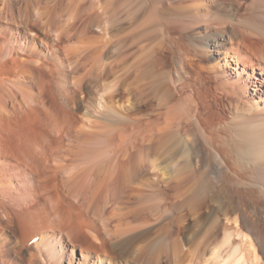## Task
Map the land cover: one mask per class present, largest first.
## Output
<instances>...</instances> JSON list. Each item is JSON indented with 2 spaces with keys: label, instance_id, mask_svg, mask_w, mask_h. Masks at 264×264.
Instances as JSON below:
<instances>
[{
  "label": "bare ground",
  "instance_id": "1",
  "mask_svg": "<svg viewBox=\"0 0 264 264\" xmlns=\"http://www.w3.org/2000/svg\"><path fill=\"white\" fill-rule=\"evenodd\" d=\"M3 4L0 264H264V0Z\"/></svg>",
  "mask_w": 264,
  "mask_h": 264
},
{
  "label": "rangeland",
  "instance_id": "2",
  "mask_svg": "<svg viewBox=\"0 0 264 264\" xmlns=\"http://www.w3.org/2000/svg\"><path fill=\"white\" fill-rule=\"evenodd\" d=\"M5 1H14V2H18V3H22V2H23V0H0V7L2 6V4H3ZM3 5H4V4H3ZM34 31L36 32L37 30H34ZM33 33H34V32H33ZM34 34H35V33H34ZM37 35H38V32H37ZM39 37H40V39H42L43 36L40 35ZM158 39H159V38H158ZM40 43H41V42H40ZM152 44H153V43H152ZM41 45H42V43H41ZM110 79H111V78L105 80L104 82L109 83V82L112 81V80H110ZM108 81H109V82H108ZM75 103H76V102H75V100H74V102H73L72 105L74 106ZM18 120H19L21 123H20ZM18 120L13 119L12 121H9V122H10V123L8 122L9 127H8L7 124H5V127H4V130H3V131L5 132V131L7 130L9 133H11L10 135H6L8 132H7V133H4V132H3V135H6V136H7V137L5 136V138H6V146H8V144H9L8 147H10V146H12V147L14 146V147H15V146L18 145V143H19V144H20V143L22 144V142L24 141V136H25L24 134H29V133H31V131H30L31 128L29 129L30 125L27 126L28 121L25 122V121L22 120L23 122H25V123H22L21 119H18ZM13 121H14V122H15V121H18V122H15V123H14ZM11 122H12V123H11ZM17 123H18L19 125H18ZM26 123H27V124H26ZM21 124H23V125H21ZM25 124H26V125H25ZM11 125H13V127H12ZM14 126H15V127H14ZM26 126H27V129L29 130V132H28L27 129H24V127L26 128ZM18 127H19V128H18ZM6 128H7V129H6ZM16 128H17V129H16ZM9 130H10V131H9ZM19 130H20V131L22 130V131H25V132L22 133V131L20 132ZM26 130H27V131H26ZM13 132H14V133H13ZM9 133H8V134H9ZM13 134H14V135H13ZM15 134H16V135H15ZM22 134H23V135H22ZM8 136H9V137H8ZM7 138H8V139H7ZM22 138H23V140H22ZM9 139H10V143H8V142H9V141H8ZM18 140H19V141H18ZM16 142H17V143H16ZM11 143H14V144L12 145ZM15 143H16V144H15ZM21 144H20V145H21ZM20 145H19V146H20ZM47 167H49V166H47ZM42 175H43V172H42ZM207 183H208V185H210L209 182H207ZM206 185H207V184H206ZM208 185H207V186H208ZM201 190H202V192H201ZM201 190H200L201 195H202V193H203V195L209 193V187H208V188L206 187V188L201 189ZM204 190H205V191L207 190V191H206L207 193H206V192L204 193V192H203ZM200 192H197L196 194H197V195H200ZM203 195H202V196H203ZM11 211H13L12 208H11ZM249 211H250V210H249ZM0 213H1V214H0V218H2V219H0L1 224H2L3 226H6V227H7V226H11L13 220L8 221V220H10L11 218L8 219V218L3 214V212H2L1 210H0ZM262 219L264 220V216H263ZM3 221H4V222H3ZM9 222H11V223H9ZM9 224H11V225H9ZM18 227H19V226H18ZM18 227H17V231H18L17 234H19V235H17L18 238H16V241H18V243H16V244H17L18 247H20V246H21V242H22V240H21V239H22V238H21L22 236H21V234L19 233V232H20V228H18ZM154 233H155V234H154ZM154 233H152V234H154V235L151 234L150 237H149V239L152 240V242H150V244H149V248H150V249H154V250H155V249H156V250H157V249H162L163 247H165V242L167 243L166 238H164V234H165V233H164V232H163V233L161 232L162 235H163V236H162V235L160 236L161 238L159 237L160 232H159V234H158L157 232H154ZM156 234H157V235H156ZM157 237H158V238H157ZM163 238H164V239H163ZM238 238H240V237H238ZM17 239H19V240H17ZM149 239L147 240L148 242L150 241ZM33 241H34V239H33ZM153 241H154V242H153ZM165 262H166V263H165ZM167 262H168V261H166L165 259H163V261L161 262V264H168ZM180 262H182V263H179V264H184L186 261H182V260H180Z\"/></svg>",
  "mask_w": 264,
  "mask_h": 264
}]
</instances>
